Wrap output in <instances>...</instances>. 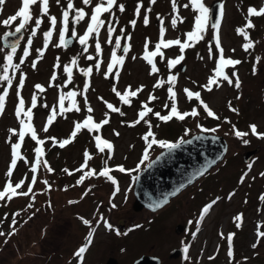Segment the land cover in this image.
Segmentation results:
<instances>
[{
  "label": "rangeland",
  "instance_id": "rangeland-1",
  "mask_svg": "<svg viewBox=\"0 0 264 264\" xmlns=\"http://www.w3.org/2000/svg\"><path fill=\"white\" fill-rule=\"evenodd\" d=\"M218 1L223 5V16L219 17L217 32L211 27L210 13ZM68 2L49 0L47 14L42 12V4L32 6V20L14 53L3 45L1 37L15 32L22 21L9 26L2 22L18 11L22 0H6L0 5V77L6 74L10 78L0 79V96L7 93L0 114V191L9 181L13 185L22 182L18 192L32 189L27 196L0 200V232L5 234L0 235V264H81L75 253L87 244L93 228L92 243L84 253L82 264H105L110 257L118 259L120 264H133L142 255L159 257L161 264H264L255 257L264 255V237L259 236L264 232V137L252 134L250 129L255 124L257 132L264 133V16H248L249 8H264V0H202L209 8L203 38L190 42L193 46L183 51L179 45L162 48L163 56L153 58L159 69L155 73L144 56L155 51L161 38L188 42L186 34L195 30V17L199 15L191 0H175V7L173 0L155 3L116 0L108 12L101 14L104 23L98 34L89 36L86 45L79 43V37L86 34L95 7L101 2L107 7V2L91 0L85 5L83 0H72L73 8L68 10L69 31L65 33L67 40L75 32L70 46L59 42L62 13L67 10ZM186 4L189 7H184ZM78 9H83L86 16L77 23L74 18ZM51 16L57 18L54 28ZM36 19L41 20L38 26ZM248 19L255 27L246 29L253 47L245 51L243 45L249 39L238 29L245 28ZM110 27L114 29L111 33ZM48 31H52L51 38L45 36ZM217 34L225 58L238 59L241 63L224 70L233 79L232 84L219 77L218 85H212L209 92L204 86L219 64ZM97 41L100 52L95 47ZM113 53L123 57V64L109 72ZM9 55L11 63L7 60ZM181 55L183 60L169 67V61ZM89 56L94 59H88ZM66 68L71 69V74ZM89 68L91 73L87 72ZM233 73L239 77V88L235 87ZM173 75L176 81L171 85L168 81ZM160 81L164 83L156 87ZM36 85H41L44 91ZM169 87L176 92L175 106L181 113L196 110L198 115H188L184 120L176 117L160 120L154 113L169 115L174 103L169 98ZM129 89L139 91L125 104L117 93L125 95ZM185 89L199 92L201 100L220 119L208 116L199 100L187 97ZM70 92H75V97L69 98ZM33 96L36 97L34 108ZM61 96L65 111L59 107ZM152 96L155 99H150ZM21 97L25 111L31 109L33 113L31 123L38 139L45 143L39 145L30 133L26 134L20 149L22 158L17 160L15 169H10L13 144L20 142V121L27 122L25 116L16 115ZM107 104L120 111L112 112ZM145 104L152 112L135 123ZM54 107L57 114L48 125ZM88 116L96 123L104 119L109 122L99 130L81 129L71 143L61 148L59 143L71 137L75 124ZM202 128L228 140L225 159L161 210L135 211L136 178L164 150L158 144L149 148L152 137L146 141L144 136L152 131L157 140L178 143L204 132ZM235 130L248 135L237 137ZM96 136L109 141L113 148L100 152ZM37 147L43 148L44 155L34 173ZM252 150H256L255 155L245 162L244 156ZM145 151L149 160L141 163ZM86 153L91 159L82 168ZM119 166L135 171L120 172ZM48 167L53 171L49 172ZM105 167L111 169L112 179L98 175ZM10 170L11 177L7 175ZM90 170H95L97 175L87 176ZM112 204L117 207L112 208ZM209 204L212 207L205 214L203 209ZM101 216L120 234L108 230L100 221ZM237 216L242 219L237 220ZM81 218L90 221L91 227ZM179 225H184V231H177ZM12 232L15 234L9 235ZM230 234H234L231 241ZM230 247L233 249L229 250ZM185 248L188 256L184 262L182 257L170 258L175 250Z\"/></svg>",
  "mask_w": 264,
  "mask_h": 264
},
{
  "label": "snow or ice",
  "instance_id": "snow-or-ice-1",
  "mask_svg": "<svg viewBox=\"0 0 264 264\" xmlns=\"http://www.w3.org/2000/svg\"><path fill=\"white\" fill-rule=\"evenodd\" d=\"M6 2V0H0V5H3ZM60 0H57V3H59ZM91 0H83V3L85 5L90 4ZM107 2V7L104 6V3L101 2L100 4H98L95 9H94V14L91 15V24L88 26L87 28V32L85 35L79 37V43L81 45H86L87 41L89 39V36L92 35L93 33L98 34L99 33V29L100 27L103 25L104 21L100 19V16L102 13L108 12L113 5L116 4V0H106ZM152 3H155L156 0H151ZM42 4V12L47 14L48 12V8H49V0H22V5L21 7L18 9V11L10 16L9 18L3 20V25L5 26H9L11 24H13V22L17 21V20H21L22 22L19 23V25L15 28V32H9L6 34V36H12L16 33H21L23 29H25L26 25L28 24L29 21L32 20V6L37 5V4ZM191 5L193 7H195L196 9H198L199 15H197L195 17V30L188 32L187 35V41L188 42H184L182 43L181 40L176 39V40H164L163 38H161L160 42L158 44H156L155 46V51H151V52H146V55L144 56V59L150 64L152 65V72L155 73L157 71H159V69L156 68L155 63L153 58L156 57L157 55L159 56H163V52L161 51L162 48H168L172 45H179L181 47V51H183L185 48L191 47L193 46L192 43L190 42H194V41H199L200 39H202V33L205 31L206 25L208 23L209 20V8L205 6L204 3H202V0H191ZM173 6L175 7V0H173ZM184 7H189V5H184ZM67 10L63 11L62 13V22H63V28L60 32V36H59V42L60 45H66V40H65V33L69 31V11L73 8V3L72 0H69V2L66 5ZM120 10L123 11V5H120ZM219 15L223 16V5L220 6L219 9ZM86 16V13L84 12L83 9H78L77 10V15L74 18V22H79L80 20L84 19V17ZM248 16L249 17H257V16H264V8H260L259 10L252 7L248 9ZM50 22L52 27L54 28L56 23H57V18L55 16H51L49 17ZM36 25L38 26L41 23L40 19H36L35 21ZM133 25L135 24V21L131 22ZM145 23H147V20H145ZM173 25L176 24V20L174 19L172 21ZM214 27L217 29V32L219 30L220 24L217 22L215 23ZM255 25L252 22L251 19H248L247 24L245 26V28H240L238 29V32L243 35L245 37V39H249L248 37V33L246 31V29H252L254 28ZM112 31H114V29H112L111 27L109 28V33H111ZM45 36L47 38H51L52 36V31H48L45 33ZM73 37L75 38V32L73 31ZM109 43H111V41L109 40ZM216 44L217 47H219L220 44V39H219V35L217 34L216 36ZM96 50L97 52H100L101 48H100V44L97 41L96 45ZM116 47L119 48L120 47V43L119 40H117L116 42ZM245 51H247L248 49L253 47V43L251 42V40L249 39V42L243 45ZM86 50V49H85ZM16 51V47L15 45H12V52L14 53ZM234 51V50H233ZM219 64L215 69V75L213 77L209 78L208 84L205 85L204 87L210 92L212 91V85H218L219 81L217 78L222 77L225 81H227L229 84L233 83V79L230 78L229 75L225 74V68L228 66H232L235 67L236 65L240 64L241 61L238 59H231V58H225L224 56V49L222 47H219ZM88 59H94V57L89 56ZM7 60L9 61V63H11L12 61V56L9 55L7 57ZM183 60V56L181 55L179 58L177 59H173L169 61V67H175V65H177L178 63H180V61ZM73 64H75V60H73ZM123 64V57L120 56H116L115 53L112 54V61L111 63L108 65V70L109 72L112 71L113 67L116 65H122ZM97 67H99V65H97ZM5 71H7V69H5ZM66 71L69 72V74H71V69L70 68H66ZM92 69L89 68L87 69L88 73H91ZM232 76L235 77V87L239 88L240 87V81H239V77L233 73ZM0 79H4V80H9L10 78L5 74L4 76L0 77ZM176 81V76H170L169 77V84L174 85ZM164 83V81H160L156 87L161 86ZM36 88L39 89L40 91H44L43 87L41 85H36ZM115 91V89H114ZM139 91V90H137ZM137 91H132L131 89H129L125 95H121L120 93H117L118 96H120V99L123 101V103L125 104H129L130 100L129 97L132 96H136L137 95ZM169 93H170V99H172L174 101L173 106L171 107L170 110V114L169 115H160V113H154L160 120L162 121H169L171 120L173 117H176L179 120H184L186 116L188 115H192V116H196L198 115V112L196 110H193L191 113L188 112H184L181 113L177 107L175 106V98H176V92L173 90L172 87H169L168 89ZM187 97L189 99H192L193 97H195L197 100L200 101V103L203 105V109L207 112L208 116H211L215 119H220L219 116L216 115V113L209 107V105L207 103H205L203 100H201L200 98V93L199 92H193L191 90L185 89L184 90ZM7 95V93H5V96ZM76 93L75 92H70L68 93V97H75ZM5 96H0V114L3 113L4 110V99ZM150 99H155L154 96L150 97ZM25 102L24 99L21 97L19 99V107L16 111V115L17 117H20L21 115L25 116L27 118V122L25 120H21L20 123L22 125V130L19 132V143H15L13 144V159L11 161V165H10V169H15L16 167V163L18 159H21V155H20V149H21V144L24 141L25 135L30 133L31 134V138L33 140H36L37 143L39 145H43L45 143L44 140L38 139L36 131L31 123V120L33 118V113L31 111V109H28L27 111H25ZM32 107H36V97L33 96L32 98ZM60 110L61 111H65L64 108V96L60 97ZM165 107H168L167 105H165ZM107 108L110 109L112 112H119L120 110L116 107H114L112 104H107ZM144 111H141L139 113V119L135 122V123H139L140 120H143L144 117L152 112L151 108H148L147 104L144 105ZM71 110V109H68ZM79 109H77L78 111ZM232 111L236 112L237 109L232 108ZM88 111L91 112L92 108L89 106L88 107ZM57 114V110L54 107L52 109V113L48 119V125H50L53 120L55 119ZM109 121L108 119H104L102 122L100 123H96L94 122L92 116H88L82 123H76L75 124V128L74 131L71 133V137L69 139H65L62 142L59 143V146L61 148L65 147L67 144L71 143L73 139H75L76 135L80 132L81 129L87 128L90 131L91 130H99L104 124H107ZM198 127H202L200 125H198ZM250 129H251V133L254 135H259L264 137V133H258L257 132V126L255 124L250 125ZM13 133H15L16 130H11ZM44 131H47V126L44 128ZM202 131L207 132L210 131L209 129L206 128H202ZM211 131H216V129H211ZM117 136L119 135V133H115ZM235 135L237 137L243 138L244 136L248 135V133L245 132H241L239 130H235ZM149 137H152L151 141L148 144V147L151 148L152 145H156L158 144L161 148L167 149L169 150V152H171L174 149L179 148L182 144L184 143H191V141H184L183 139H181L180 142L178 143H172V142H168V141H164V140H157L155 138V134L152 131H149L147 133V135L144 136V139L146 141L149 140ZM51 139H55V138H51ZM96 141H97V147L99 149L100 152H104L105 149H108L109 151L113 148V145L107 141V140H103L100 136H96L95 137ZM246 142V141H245ZM36 152V160H35V165L32 168V171L35 173L37 171V167L41 164V157L44 155V151L42 147H37L35 149ZM164 155V154H162ZM86 160H85V164L82 165L83 167H87V160L91 159V157L86 153ZM159 159V158H158ZM149 160V156H148V152L145 151L144 155H143V159L141 161V163H143L144 161ZM45 165L47 164V161H44ZM153 164L156 163V161L152 162ZM152 165L150 164L149 167H151ZM49 172L53 171L51 169V167H48L47 169ZM118 170L120 172H131V171H135V170H128L125 169L123 166H119ZM65 171H67V169H65ZM111 172V169L108 167H105L103 170H101L98 175L99 176H104V177H108L109 179H112V177L109 175V173ZM7 175L9 177H11L12 175V171L10 170ZM87 176H93V175H97V172L95 170H90L88 173H86ZM83 182V179H81L80 183ZM33 183H35V180L33 179ZM45 184H47V181H44ZM113 183H115V180H113ZM22 187V182L20 183H16L15 185H13L11 183V181H9L6 184V187L3 191H0V200H4L5 198H7L8 200H11L13 197L17 196V195H24L27 196L29 195V193L31 192V188L28 189V191H23V192H18L17 189H20ZM118 190V189H117ZM71 203V201H70ZM31 206V205H29ZM160 205H157V207H159ZM112 208H116L117 205L116 204H112L111 205ZM212 207L211 204H209L207 207H205L203 209V212L206 214L209 209ZM16 215H19V213H17ZM83 223L86 225H89L91 227V222L83 219ZM237 220H241L242 217L241 216H237L236 217ZM100 221H102L104 223V226L108 229V230H116L114 229V226L108 222L104 217H100ZM98 226V225H97ZM14 227V224H13ZM139 227V226H137ZM95 229L93 228L92 231L89 234V237L87 238V244L84 246H81L78 251H76L75 256L78 257L80 259V262L82 264L83 262V257H84V253L88 250V246L92 243V235L94 234ZM117 234L119 235V230H116ZM15 234L14 232L9 233V235H13ZM0 235H5L3 232H0ZM223 235V234H221ZM234 234H230L228 237V240L231 241L232 236ZM259 236L264 237V232L259 233ZM5 243H7V241H5ZM255 247V245H254ZM185 252H187V248H185ZM232 253L230 252L229 255H231Z\"/></svg>",
  "mask_w": 264,
  "mask_h": 264
},
{
  "label": "water",
  "instance_id": "water-1",
  "mask_svg": "<svg viewBox=\"0 0 264 264\" xmlns=\"http://www.w3.org/2000/svg\"><path fill=\"white\" fill-rule=\"evenodd\" d=\"M221 5V1H218L211 7L210 22L212 28L219 20ZM23 38L24 29L21 33L12 36L3 35L1 41L5 47L12 49V45L17 48ZM73 41V37L68 38L66 45H72ZM182 70H184V67H182ZM184 141H191V143H184L171 152L164 149L138 174L134 186L133 209L135 211L148 209L156 212L161 210L172 199L194 185L220 164L225 159L229 149V142L224 136L209 132H199ZM255 153L256 150L248 151L244 156L245 162H248ZM153 161H156V163L153 164ZM150 164L151 167H149ZM157 205L160 206L157 207ZM184 229V225L177 227L179 232L184 231ZM187 256L188 252L177 249L170 255V258L182 257L184 262ZM161 262L162 260L159 257L142 255L133 264H161ZM105 264L120 263L115 257H110Z\"/></svg>",
  "mask_w": 264,
  "mask_h": 264
},
{
  "label": "trees",
  "instance_id": "trees-1",
  "mask_svg": "<svg viewBox=\"0 0 264 264\" xmlns=\"http://www.w3.org/2000/svg\"><path fill=\"white\" fill-rule=\"evenodd\" d=\"M231 240H233V236H232V239H231ZM228 244H229V246H232V243L229 242ZM230 249H233V247H230L229 250H230ZM255 257H257V259H259V260L264 261V255H263V256H260V257H259V255H257V256H255Z\"/></svg>",
  "mask_w": 264,
  "mask_h": 264
}]
</instances>
